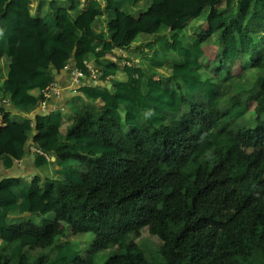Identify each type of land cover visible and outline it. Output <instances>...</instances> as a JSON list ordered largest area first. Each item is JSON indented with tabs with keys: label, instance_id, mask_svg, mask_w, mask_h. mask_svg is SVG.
<instances>
[{
	"label": "trees",
	"instance_id": "1",
	"mask_svg": "<svg viewBox=\"0 0 264 264\" xmlns=\"http://www.w3.org/2000/svg\"><path fill=\"white\" fill-rule=\"evenodd\" d=\"M162 1L149 12L160 20L144 19L156 38L139 31L129 57L116 52L132 41L118 40L119 15L141 0H23L13 12L15 0H0V114L10 117L4 99L33 112L70 65L99 72L79 87L98 104H70L63 131L61 110L39 116L59 130L34 154L44 182L31 179L19 197L0 176V264H264V0ZM27 16L46 30L23 37ZM257 85L255 100L233 103ZM44 195L50 208L33 212ZM145 226L163 242L149 257L136 238ZM56 238L68 241L53 259L38 254Z\"/></svg>",
	"mask_w": 264,
	"mask_h": 264
},
{
	"label": "crops",
	"instance_id": "2",
	"mask_svg": "<svg viewBox=\"0 0 264 264\" xmlns=\"http://www.w3.org/2000/svg\"><path fill=\"white\" fill-rule=\"evenodd\" d=\"M22 1L23 0H15L16 4H14V6H11V11H15L18 7L16 5L20 4ZM145 3L146 2L142 4V7ZM161 3H163L162 0H151L148 7L149 11L147 12H156V9ZM119 19L121 21V24L125 28L129 29V35L126 36V39L128 41L132 40L130 42L131 47H134L133 39L139 31H144L142 33L143 41L150 40L151 38H156V36H153L155 34H152V31L150 30V28H148L147 22H144V19L131 18L130 16H125L121 13L119 15ZM170 20L171 19H169V21ZM59 21L61 25L64 23V11L60 13ZM77 27L82 28V22L80 20L77 23ZM34 30H41V32H43L46 30V27L42 23L32 19L30 16H27L25 29H23L22 31V36L29 37L33 35L32 32ZM71 34L72 33L70 31H65L62 35V39L70 37ZM127 50L128 52L130 51L129 49ZM126 51L122 52L121 49H118L116 52H118V54H124L126 53ZM75 68L76 67H74L73 65H70L68 68L64 69L56 75L54 82L58 86V93L52 92L50 94L46 103L47 106L45 108L39 105L33 112L26 115L25 113L8 103L7 99L3 100V102H6L7 105L6 114H9L10 117H5L4 114H0V176L1 178H10L4 181L3 183L8 184L10 182H13L14 187H11V190L15 195L19 197L23 194L22 186L29 183L31 179L38 178V181L40 183L44 182V175L42 174V171L40 169H37L34 165V154L36 152L42 154L43 150H41L40 147H42L43 142H45V140L51 135L59 131L54 127L44 125L39 119V116L45 115L53 110H61L64 116V123L61 127V131H63L64 128H66V126L72 121L69 116L65 117L67 113H70V104H78L83 106L86 104L90 106L98 104L97 102H87L84 96L79 92L80 86L75 83L74 77L72 76V71ZM81 99H84L87 103H81ZM24 118L30 119L28 126L22 125V119ZM15 140L23 142L24 146L26 147V150H28L30 154L26 155L23 158H18L17 150L14 148L13 145V142H15ZM7 156L12 157L14 161V165L9 169L3 165V158H6ZM51 160L54 161L55 158L52 156ZM50 206L51 200L47 195H44L42 197L37 196L34 199L33 212L44 213V211L48 210ZM26 216H28V214L14 215L12 217L16 218L17 221H22Z\"/></svg>",
	"mask_w": 264,
	"mask_h": 264
},
{
	"label": "rangeland",
	"instance_id": "3",
	"mask_svg": "<svg viewBox=\"0 0 264 264\" xmlns=\"http://www.w3.org/2000/svg\"><path fill=\"white\" fill-rule=\"evenodd\" d=\"M208 0H200V3L201 4H204L205 2H207ZM142 3L138 4L135 8H132L133 10V14L131 16V18H135V19H145V20H148V23L152 20H160L159 16L155 13V14H150L148 13L147 11H149V4L151 2V0H142L141 1ZM146 2L144 4V6L142 7V4ZM142 8V9H141ZM148 8V9H147ZM147 9V10H146ZM131 10V11H132ZM146 10V11H145ZM246 10V9H245ZM154 11V10H153ZM145 12V13H144ZM148 13V14H147ZM152 13V12H151ZM145 14V15H144ZM144 15V16H143ZM151 15V16H149ZM146 16V17H145ZM149 16V17H148ZM152 16L155 18H152ZM164 18V17H163ZM162 18V19H163ZM165 20H167L165 18ZM145 34V33H144ZM129 35V29L128 28H125L123 26V30L120 34V37L118 38V40H121V39H125L126 40V36ZM155 36V35H153ZM152 36V37H153ZM217 35L210 38V43H208V47L205 48V52H207V55L205 57V62L209 63V62H212L216 59V56L217 53H218V49H219V44L217 43ZM152 39V38H151ZM124 40V41H125ZM148 41V40H147ZM130 51L128 52V50L126 51L125 55L126 56H129V57H134L138 54L139 50L134 48V47H131L129 49ZM122 54V53H121ZM239 61L241 62H238L237 64H235L234 66V71L237 70L238 68H240L241 64H244L246 63V58L244 55H240L239 56ZM262 62H259L257 65L260 66ZM260 85H257L255 87L254 90H252L251 92H247V93H243L241 96L237 97L236 99L233 100V103H244V104H247L249 101H253L256 99V97L258 96V94L261 92L260 90ZM227 97V95L224 96V98ZM81 103L83 104H86L87 102L84 100V99H81ZM224 102L226 104H228V102H226V100H224ZM231 103V101L229 102ZM252 104V103H250ZM229 105H232L229 104ZM250 112L246 115V119L248 121H252L254 118L253 116H251V112L253 110V104L250 105ZM264 114V113H263ZM70 115V113H67L65 115V117H68ZM70 117V116H69ZM264 115H261V119H263ZM254 122V121H253ZM252 122V123H253ZM263 124H264V119L261 121ZM30 216H26L23 220L29 218ZM136 238H137V242L141 245V247L145 250L147 256H151V255H155L159 249V247L162 245V241L160 240V238H158L155 234H153L148 226H145L144 228H142L141 230H139L137 232V235H136ZM83 240H87L86 238H83ZM68 241V238H56L55 240V243L45 249V250H39L38 251V254L39 255H47L48 257V260H51L53 259V257L56 255V252L58 250V247L61 246L63 243L67 242ZM90 244V243H89ZM109 255H110V259L109 261L112 259V257L114 256L115 252H116V248H112L110 249L109 251ZM90 253V245H87L83 250H82V254L84 257L88 256ZM155 261L159 262L160 260L159 259H155ZM38 264H41V262H39Z\"/></svg>",
	"mask_w": 264,
	"mask_h": 264
},
{
	"label": "built area",
	"instance_id": "4",
	"mask_svg": "<svg viewBox=\"0 0 264 264\" xmlns=\"http://www.w3.org/2000/svg\"><path fill=\"white\" fill-rule=\"evenodd\" d=\"M86 68L90 72V77L89 78L87 77L85 72L82 71L81 69L75 68L72 71V76L74 77V81L79 86L88 84L89 82H91V79H93V82L97 81V79H98L99 72H98L97 68L92 63L86 62ZM52 92L58 93V86L56 85L55 82L51 83L47 88H45L43 90L44 99L41 102V106L43 108H45L47 106V104H46L47 103V99L49 98V96H50V94Z\"/></svg>",
	"mask_w": 264,
	"mask_h": 264
},
{
	"label": "water",
	"instance_id": "5",
	"mask_svg": "<svg viewBox=\"0 0 264 264\" xmlns=\"http://www.w3.org/2000/svg\"><path fill=\"white\" fill-rule=\"evenodd\" d=\"M52 72H53L54 74H57V73L59 72V70H58L56 67H53ZM111 86H112V84L109 83V84H108V87H111Z\"/></svg>",
	"mask_w": 264,
	"mask_h": 264
},
{
	"label": "clouds",
	"instance_id": "6",
	"mask_svg": "<svg viewBox=\"0 0 264 264\" xmlns=\"http://www.w3.org/2000/svg\"><path fill=\"white\" fill-rule=\"evenodd\" d=\"M68 67H69V66H68ZM66 68H67V67H66ZM66 68H65V69H66ZM85 85H86V84H85ZM81 86H82V85H81Z\"/></svg>",
	"mask_w": 264,
	"mask_h": 264
}]
</instances>
